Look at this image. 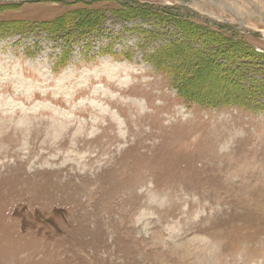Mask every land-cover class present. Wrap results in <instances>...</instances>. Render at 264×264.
Segmentation results:
<instances>
[{
    "label": "rangeland",
    "instance_id": "1",
    "mask_svg": "<svg viewBox=\"0 0 264 264\" xmlns=\"http://www.w3.org/2000/svg\"><path fill=\"white\" fill-rule=\"evenodd\" d=\"M263 97L264 0H0V264H264Z\"/></svg>",
    "mask_w": 264,
    "mask_h": 264
},
{
    "label": "trees",
    "instance_id": "2",
    "mask_svg": "<svg viewBox=\"0 0 264 264\" xmlns=\"http://www.w3.org/2000/svg\"><path fill=\"white\" fill-rule=\"evenodd\" d=\"M79 13H80L79 11L75 10V11H72V13L70 15L80 16V15H78ZM151 13L152 14L150 16H152V18H156V20H158V19L163 20L162 17L165 16L164 13L159 12V11L156 12L155 10H154V12L151 11ZM85 14L92 15L93 13L85 12ZM65 18L66 17L62 16L59 18V20L63 21ZM93 19H95V17L89 19V21H92ZM59 20H57V21H59ZM53 22L55 23V21H52V23ZM182 23L192 25L191 22H185L184 20ZM76 24H79V23L78 22L74 23V25H76ZM66 26H71V25L68 23V24H66ZM197 26H200V25H197ZM206 34H207L206 36L212 37L215 42L219 41V43H218L219 46L223 45L222 47H225V42L226 41L229 42L228 39H223V37H221L218 33L213 32L211 30L206 29ZM230 45H232V44H230ZM245 50H252V49L251 48L250 49L245 48ZM244 54H246V56H247L248 54H250V52L246 51ZM154 65L157 67V69L163 70L164 72H166V74H168L172 78V83L175 85V87H177L179 95H181L185 99L193 100V101L201 102V103L202 102L208 103V104L213 103L212 102L213 100L210 97H205L203 101L200 97L196 98L193 90H191V88L188 89V85H186V84H187V81L189 78L185 77L186 73H187L186 72L187 68H184V65L180 66L178 68H175V70H174L173 68H171V66L169 64H164L163 61L161 62L160 60H157V59L154 60ZM263 99H264V97H263Z\"/></svg>",
    "mask_w": 264,
    "mask_h": 264
}]
</instances>
